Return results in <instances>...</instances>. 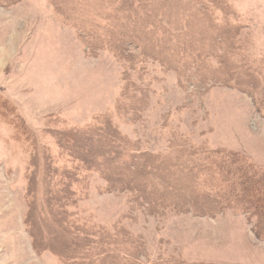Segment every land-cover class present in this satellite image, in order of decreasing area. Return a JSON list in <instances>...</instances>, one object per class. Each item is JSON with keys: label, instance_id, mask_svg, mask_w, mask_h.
I'll return each mask as SVG.
<instances>
[{"label": "rangeland", "instance_id": "1", "mask_svg": "<svg viewBox=\"0 0 264 264\" xmlns=\"http://www.w3.org/2000/svg\"><path fill=\"white\" fill-rule=\"evenodd\" d=\"M240 160L264 0H0V264H264Z\"/></svg>", "mask_w": 264, "mask_h": 264}, {"label": "trees", "instance_id": "2", "mask_svg": "<svg viewBox=\"0 0 264 264\" xmlns=\"http://www.w3.org/2000/svg\"><path fill=\"white\" fill-rule=\"evenodd\" d=\"M236 158V156H230ZM244 160V159H243ZM245 161V160H244ZM240 160L242 166L240 169L234 168L228 170L221 168V165L212 167L218 171H224L223 174H229L234 180V189L232 195L225 197L219 201L220 208L237 209L246 215L249 220L254 219L253 233L258 240L264 241V177L258 176L251 170H247L249 163ZM225 165L234 166L235 162H226ZM194 213L200 215L205 214L195 204L192 205ZM218 209L216 208L215 211Z\"/></svg>", "mask_w": 264, "mask_h": 264}]
</instances>
